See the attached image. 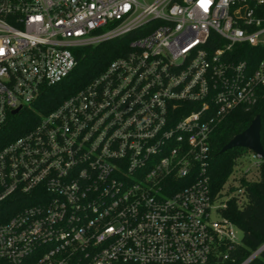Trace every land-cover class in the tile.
Segmentation results:
<instances>
[{"label": "built area", "instance_id": "1", "mask_svg": "<svg viewBox=\"0 0 264 264\" xmlns=\"http://www.w3.org/2000/svg\"><path fill=\"white\" fill-rule=\"evenodd\" d=\"M127 35L125 55L5 141L73 49ZM261 97L264 0H0V262H234L242 236L222 211L264 161L245 148L213 196L210 139Z\"/></svg>", "mask_w": 264, "mask_h": 264}, {"label": "trees", "instance_id": "2", "mask_svg": "<svg viewBox=\"0 0 264 264\" xmlns=\"http://www.w3.org/2000/svg\"><path fill=\"white\" fill-rule=\"evenodd\" d=\"M130 36L106 40L94 45L73 49L76 66L62 81L42 90L33 108L23 109L11 116L8 139L17 137L35 122L39 114L56 108L64 99L76 93L99 76L114 59L126 54ZM243 55L241 58H244ZM256 115L261 117L260 139L264 149V97L253 103H246L226 114L214 127L211 134L209 160V184L213 196L221 192L234 170L239 169V149L233 148L221 152V148L234 136L246 130ZM4 141V142H5ZM244 188L241 201L232 197L227 200V207L222 214L230 219L242 232V240L233 257L241 264L247 257L264 243V162L251 176L241 178ZM230 191V190H229ZM0 264H6L0 262ZM248 264H264V250Z\"/></svg>", "mask_w": 264, "mask_h": 264}, {"label": "water", "instance_id": "3", "mask_svg": "<svg viewBox=\"0 0 264 264\" xmlns=\"http://www.w3.org/2000/svg\"><path fill=\"white\" fill-rule=\"evenodd\" d=\"M18 110L19 108L15 109L13 113H17ZM260 131L261 117L260 115H256L249 127L226 143L221 148V152H225L233 148H247L261 155L264 161V149L261 144Z\"/></svg>", "mask_w": 264, "mask_h": 264}, {"label": "rangeland", "instance_id": "4", "mask_svg": "<svg viewBox=\"0 0 264 264\" xmlns=\"http://www.w3.org/2000/svg\"><path fill=\"white\" fill-rule=\"evenodd\" d=\"M240 150V152H246L247 153V155H251V152H249V151H247L246 149H239ZM252 161V160H251ZM251 166V169H252V171H255L256 170V167H255V165H253V163L251 162V164H250ZM242 171H243V169H242ZM248 176H251L250 174L248 175ZM216 216H214L213 218H215ZM235 234H236V236L237 237H241L242 236V232L239 230V229H235Z\"/></svg>", "mask_w": 264, "mask_h": 264}]
</instances>
